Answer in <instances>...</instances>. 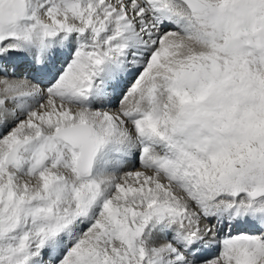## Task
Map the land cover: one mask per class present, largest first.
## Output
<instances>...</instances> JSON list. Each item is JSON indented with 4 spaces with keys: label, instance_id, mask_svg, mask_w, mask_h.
<instances>
[{
    "label": "snow or ice",
    "instance_id": "6c2138e0",
    "mask_svg": "<svg viewBox=\"0 0 264 264\" xmlns=\"http://www.w3.org/2000/svg\"><path fill=\"white\" fill-rule=\"evenodd\" d=\"M0 264H264V0H0Z\"/></svg>",
    "mask_w": 264,
    "mask_h": 264
},
{
    "label": "bare ground",
    "instance_id": "6f19581e",
    "mask_svg": "<svg viewBox=\"0 0 264 264\" xmlns=\"http://www.w3.org/2000/svg\"><path fill=\"white\" fill-rule=\"evenodd\" d=\"M9 107H11V105H9ZM136 165V164H135ZM138 165H139V163H138ZM138 168H139V166H138ZM202 224V223H201ZM206 224V223H205ZM201 227H203V224H202V226ZM214 232H215V230H214ZM212 234L214 235V233L212 232Z\"/></svg>",
    "mask_w": 264,
    "mask_h": 264
},
{
    "label": "rangeland",
    "instance_id": "374dc122",
    "mask_svg": "<svg viewBox=\"0 0 264 264\" xmlns=\"http://www.w3.org/2000/svg\"><path fill=\"white\" fill-rule=\"evenodd\" d=\"M135 164H136L135 167L138 168V166H139V165H138V161H137Z\"/></svg>",
    "mask_w": 264,
    "mask_h": 264
}]
</instances>
